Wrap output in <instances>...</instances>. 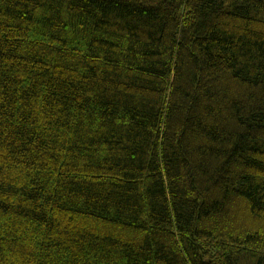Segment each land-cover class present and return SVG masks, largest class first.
Wrapping results in <instances>:
<instances>
[{
    "label": "trees",
    "instance_id": "16d2710c",
    "mask_svg": "<svg viewBox=\"0 0 264 264\" xmlns=\"http://www.w3.org/2000/svg\"><path fill=\"white\" fill-rule=\"evenodd\" d=\"M0 264H264V0H0Z\"/></svg>",
    "mask_w": 264,
    "mask_h": 264
}]
</instances>
